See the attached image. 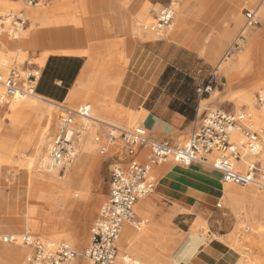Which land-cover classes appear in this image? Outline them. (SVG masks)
I'll return each mask as SVG.
<instances>
[{"label": "crops", "instance_id": "crops-1", "mask_svg": "<svg viewBox=\"0 0 264 264\" xmlns=\"http://www.w3.org/2000/svg\"><path fill=\"white\" fill-rule=\"evenodd\" d=\"M77 1L83 4L85 14L91 11L88 20L95 35L90 41L94 43L93 48L99 49L98 53L90 56L49 55L38 68L36 95L47 102L64 105L79 84L87 82L99 65L105 63L109 67L107 79L117 81L104 84L100 80L91 92L97 102L104 101L108 108L114 106L113 111L104 114L105 117L122 127L138 125L149 139L172 146L180 145V141L184 143L191 134L193 122L206 112L200 113V105L210 102L212 91L199 97L197 89L216 81V66L219 67L226 57L220 59L223 49L229 45L228 52L241 33L254 28L243 32L245 13L255 10L257 17L261 5L258 2L252 10H247L251 0H144L152 6L176 5L178 11H174L172 21L174 28L163 39L137 41L132 49L125 33L133 24L129 9L117 10L120 5L117 0ZM79 15L82 19L83 13ZM242 19L243 24L237 33ZM233 35H236L234 39ZM244 40L242 37L238 45ZM105 43H112L115 48L101 49ZM119 44L121 48L118 49ZM131 50L126 64L117 60ZM109 56L115 59L110 61ZM243 63L244 58L238 66ZM221 81L225 86V79L221 78ZM14 118L20 119V126L31 119L21 114ZM101 126L113 127L106 123ZM16 129L20 133L22 127ZM100 133L104 134L102 129ZM123 150L126 162L121 167L133 158L141 164L146 161V150H138L134 157L126 155L124 146ZM154 167L155 171L152 173L151 169L148 178L153 190L142 199L148 204V212L156 225L167 228V244L162 245L171 250L174 264H237V253L228 245L230 232L222 229L220 209L225 185L221 182V174L209 166L198 163L181 166L172 160ZM218 216L220 220H217ZM165 217H169L166 224L163 223ZM135 222L139 228L133 227L139 231L140 223L136 219ZM199 223L207 226V236L199 229L201 227H197ZM148 234L160 239L155 229H148ZM209 236L212 239H207Z\"/></svg>", "mask_w": 264, "mask_h": 264}, {"label": "rangeland", "instance_id": "rangeland-1", "mask_svg": "<svg viewBox=\"0 0 264 264\" xmlns=\"http://www.w3.org/2000/svg\"><path fill=\"white\" fill-rule=\"evenodd\" d=\"M59 0H51L50 3L47 4H39L36 7H27L21 3H12L6 0H0V4L3 7H0V12H7V11H15V12H22L24 17L26 18L27 25L24 31H28V29H32V36H28L24 38V31L20 34L17 40H12L7 37L3 32L0 31V38H5L8 41L16 42L15 48L9 53L8 49L1 47L0 48V55L4 57H9L8 61L5 64L0 65V75H7L8 70L13 68L15 69L22 81H26V77L28 75H33L35 78L38 76V68H41L36 65H32V63L40 62L44 56L48 54V50L52 47L47 46L48 44L56 45L59 41L54 40L53 36L50 34L52 29H55L57 25L63 23L65 27L67 36L64 37L65 42L77 43L80 44L83 48H89V55L92 53H98L97 49L93 48L94 43L90 41L95 32L92 29V26L88 20L91 17V11H87L88 13L85 14L83 10V4H80L77 0H66L68 3L66 5H59L53 6V3ZM119 2V10L120 8H127L130 9V1L131 0H117ZM259 0H251V4L246 7L247 10H252L257 4ZM5 4V5H4ZM10 4V5H8ZM81 6V8H80ZM164 5L160 6H149V14L148 17L150 18L149 23L147 22H140L138 24L139 30L143 32L142 36L133 38V42L141 40V41H151V40H158L163 39L169 33L173 31L174 24L172 22L171 28L167 29L163 34L160 36H156L155 34L151 33L148 29L142 30L143 26L147 24L153 25L155 24V19L157 13ZM34 8H41L42 15L44 19L48 20L46 27H44L42 21L39 19L30 18L27 15V11L34 9ZM173 11H178V8L172 7ZM264 4H261L257 10V20L258 25L250 30H246L243 33V37L245 38L244 42H239V45L233 49L230 48V54L227 55V45L220 56V59L223 56L227 55L222 62V64L217 67L216 66V81L212 84V98L209 103H201L200 105V113L204 110L207 112H212L214 110H225L230 112H238L235 107L236 102H240V100L244 96H251L253 99V106L257 110L256 117L258 120L255 121V126L253 129H257L261 132V137L263 141V150H264V108L258 106L256 101L257 94L264 93ZM51 13H55L56 15H51ZM83 13L82 19L80 18L79 13ZM132 16V15H131ZM62 20V21H61ZM242 23L237 29V33L239 32ZM149 26V25H147ZM74 34L73 37L69 36L68 34ZM127 34V43L129 46H133L130 42V30L125 31ZM236 33V34H237ZM235 34V33H234ZM236 36V35H235ZM235 36L233 35L232 38ZM87 37V39H86ZM231 38V39H232ZM233 38V39H234ZM232 39V40H233ZM67 40V41H66ZM132 40V39H131ZM117 42H124L123 40L116 39ZM20 42H26L25 44L28 45L27 51H24L22 45H19ZM67 42V43H68ZM231 43V40H230ZM229 43V44H230ZM53 45V46H54ZM104 46H108L105 50H111L115 48V45L112 46L111 43H105ZM117 48H121V45H117ZM5 49V50H4ZM132 50L128 55L130 56ZM9 53V54H8ZM39 55L37 59H33L36 55ZM10 55V56H9ZM123 55L117 57V60L121 61L120 58ZM20 57H24L20 59ZM244 58V63L238 66L239 61ZM108 59L111 61L115 59L112 56H109ZM21 60V61H20ZM219 62V60H218ZM217 62V63H218ZM21 63V64H20ZM107 70L109 67L105 63H101L96 71L103 77V83L105 84H115L117 80H109L107 79ZM37 74V75H36ZM221 78H224L226 81V85L222 84ZM3 90V88L1 87ZM79 89V87H78ZM77 89V90H78ZM4 92V90H3ZM87 89L79 90L80 97L82 96L84 101H77L73 103L66 102L64 105L55 104L52 106L53 109L57 112V121L55 126V131L57 130L59 119L62 116V110L60 106L69 108V109H76L82 105H90L95 106L97 104V98L93 96ZM33 95H36L34 93ZM81 97V98H82ZM6 98V97H5ZM45 101V100H44ZM52 103V102H51ZM48 105V103H45ZM107 108L108 106L105 105ZM112 108H109V111H113ZM241 110L243 112H247V108L245 106H241ZM38 116L35 118H31L28 120L24 125L20 126V119L13 118L11 113L7 110L6 104L3 106L0 105V153L2 157L7 158L9 161L13 158V162L11 160L10 164L12 169H3L2 174L6 179V183L1 187V190H4L3 195L8 196L9 198H15V194L12 191L14 185L20 186L23 184V177L21 172L19 171L17 165L15 167V163L17 164L19 161V157L22 160H27L31 155V150L26 151L22 154H19V146L24 145L28 141V136L30 133L34 132L38 126ZM249 119V118H248ZM257 122H260L258 125ZM78 125L81 123L79 120L77 121ZM106 124L112 125L110 123L104 122ZM113 127L120 129V130H133L138 128V125H133L131 127H122L117 123H113ZM22 127L21 132L18 133L16 128ZM16 129V131H15ZM103 130L104 134L100 133V130ZM93 153L92 158L97 160V166L95 167L92 175L85 177V181L88 186V197L89 200L87 203H78L71 204L69 210V228L68 233L76 234L78 232H84L86 234L85 241L81 244L71 245L70 247L76 252L77 258L75 259V264H88L87 260L83 257L84 251L90 245V230L97 218L98 212L101 206L107 201L108 195L110 192V180H111V172L115 166H121L126 162V157L124 155V150L121 142L119 139L115 140L112 146H109L107 134L110 131L109 127L102 128L101 123L95 126L93 130ZM28 135V136H27ZM118 136V133L115 134ZM263 135V136H262ZM25 139V140H24ZM183 142L180 141L179 144ZM79 145V143H78ZM76 146V149L78 147ZM106 149L107 152L104 155H101L100 150ZM13 150V151H12ZM14 156V157H13ZM15 159V160H14ZM254 160V159H253ZM252 160V161H253ZM167 163H171L168 161ZM262 163V162H261ZM164 165V164H163ZM262 165H264L262 163ZM16 168V169H15ZM18 170L15 172V170ZM156 167L152 168V173L155 171ZM246 170V169H245ZM58 173V172H57ZM61 174V173H58ZM259 182H263L262 178L257 179ZM16 183V184H15ZM7 184V185H6ZM20 184V185H19ZM253 187L257 189L256 186L251 185L248 187H237L241 189H249ZM4 188V189H3ZM259 190V189H258ZM260 191V190H259ZM263 192L264 191H260ZM222 207L220 209V215L222 220V229L223 231H229L230 234L228 236V245L237 253V264H262L264 263V237L259 236L252 230V223L249 222L247 216H242V221L239 225L241 228L235 232V228L237 227V219L235 214L232 212L231 208L222 201ZM75 206V207H74ZM95 210L94 216L89 222V215L92 211ZM246 211H248V206H246ZM73 211V213H72ZM4 212L3 207H0V217L4 218H12V215L2 214ZM248 213V212H247ZM223 214V215H222ZM136 219V218H135ZM137 220V219H136ZM144 219H140L139 221H143ZM217 220H220V216H218ZM138 221V220H137ZM138 221V222H139ZM144 222V221H143ZM147 222V221H146ZM152 225L144 226L141 222L140 223V230L136 232L142 235V240L145 245H142L139 250H136L135 247L129 248L122 253L119 252L118 256L124 255L128 256L133 260L135 257L139 262L142 264H163V260H167L166 264H174L172 260L171 250L168 249L166 246L162 244V237L167 232L166 227L157 226L156 223L151 218ZM244 226V227H243ZM243 228V229H242ZM148 229H155L157 235L160 239H154L152 236L148 234ZM164 229V230H163ZM205 236L208 234V228L206 225L199 228ZM242 229V230H241ZM253 231V232H251ZM6 234L12 235L11 232ZM25 234V233H22ZM234 236V237H233ZM237 236V237H236ZM38 237V236H36ZM152 237V238H151ZM236 237V238H235ZM40 238V237H39ZM216 238H218L216 236ZM44 241L46 239L41 238ZM207 239H212L209 236ZM219 239V238H218ZM236 241H235V240ZM221 240V239H220ZM251 243H250V242ZM49 242V241H47ZM63 242V241H60ZM248 242V243H247ZM6 243V244H5ZM231 243V244H230ZM0 244L4 245H11L5 241V239H0ZM57 244V243H56ZM244 244V245H243ZM250 244L249 247H247ZM252 244V245H251ZM253 246V248L251 247ZM250 248V249H249ZM248 249V250H247ZM133 263V261H132ZM3 264V263H2ZM122 264V263H121Z\"/></svg>", "mask_w": 264, "mask_h": 264}, {"label": "built area", "instance_id": "built-area-1", "mask_svg": "<svg viewBox=\"0 0 264 264\" xmlns=\"http://www.w3.org/2000/svg\"><path fill=\"white\" fill-rule=\"evenodd\" d=\"M18 1L27 7H36L51 0H11ZM264 4V0H259ZM174 11L171 6H163L157 13L155 24L147 28L151 33L160 36L172 25ZM256 11L245 13L243 32L257 25ZM27 20L22 12H0V31L12 40H17L25 30ZM242 34L231 48L238 46ZM230 50L227 55L230 54ZM226 55V56H227ZM36 78L28 75L22 81L19 73L11 68L7 75H0V86L6 98L26 97L35 93ZM215 80L203 84L197 89L199 97L212 91ZM258 106L264 108V96L257 94ZM62 116L58 127L50 138L47 160L41 166V171L59 172L71 163L83 134V120L90 119V106L82 105L72 110L60 106ZM250 116L246 112L214 110L201 114L194 122L189 138L182 144L172 146L167 142H157L148 138L142 128L120 130L109 127L108 142L119 139L126 155L135 156L140 149L146 150V161L141 164L135 158L125 167L115 166L111 172L110 192L107 201L101 206L98 217L90 230V245L84 251L83 257L88 264H115L118 254L117 242L125 223H131L136 229L134 208L136 203L150 194L153 184L149 175L153 166L167 160L175 164L189 166L198 163L209 166L221 174L224 185L248 187L259 178L264 180V165H262L263 141L261 131L253 129L249 124ZM81 123L78 125L77 121ZM118 133V136L115 134ZM237 139L233 138L234 134ZM104 149L100 150L104 154ZM254 158L246 165V170L235 168L234 163L242 159ZM264 189V185L261 186ZM5 241L14 244L19 241L29 250L26 264H75L76 252L64 243H49L39 237L22 234L19 237L8 236ZM124 261V260H123ZM126 258L124 264H130Z\"/></svg>", "mask_w": 264, "mask_h": 264}, {"label": "bare ground", "instance_id": "bare-ground-1", "mask_svg": "<svg viewBox=\"0 0 264 264\" xmlns=\"http://www.w3.org/2000/svg\"><path fill=\"white\" fill-rule=\"evenodd\" d=\"M6 1L8 2L9 0ZM67 3L68 2L66 0H59L54 2L53 6H64ZM129 4V10L133 20V24L130 29L131 38L129 40L133 46V38L140 37L143 34V32L139 30L138 24L140 22L149 23L150 21V18L148 17L150 4L144 0H131ZM1 5L0 7H3ZM172 7L177 8L176 5H173ZM42 12L43 11L41 8H34L27 11V15L34 19L40 18L42 23L44 22V27H46L48 20L44 19ZM147 23L145 26H143L142 30H146L151 26ZM24 33V38L28 36L31 37L33 34L31 28L28 29V31H24ZM50 34L53 36L54 40L59 42L52 46L50 50H48V54L44 56L40 62L32 63V65L42 67L44 60L51 54L89 55L88 47L83 48L81 46L72 45L64 41V37L67 36V33L63 23H60L55 29H52ZM68 35L71 37L74 36V34L70 32ZM25 43L26 42H20L19 45H22L24 51H27L28 43ZM16 44V42H11L7 39L5 40V38H0V48L3 47L8 49L9 53L13 50V48H15ZM111 45L114 46L112 43ZM107 47L108 46H103L101 49L105 50ZM22 58L24 57H20V59ZM128 58L129 55L124 54L120 58V62L126 64ZM8 59L9 57L0 55V65L5 64ZM100 80H103V77L99 73H92L90 79L87 82L80 83L79 89L74 90L71 93L67 102L73 103L77 101H84L85 99H83L82 96L81 98L79 95V90L87 89L92 91L94 87H97L98 81ZM260 95L264 96V93H261ZM45 103H48V105H45ZM4 104H6V108L11 113L13 118L17 114L25 115V117L35 119L36 116H38V126L34 132L30 133L29 136L27 135V143L19 146V154L31 150V155L27 160H22L19 157L18 163H15V167L17 165L19 171L22 174L24 182L22 185L19 184L20 186H13L12 191L15 194V198L12 199L9 198V195H3L4 190H1V187L6 183V179L2 174V170L12 169L10 162L13 158H11L9 161L7 158L2 157L0 153V207H3V215L6 214L8 216H13L12 218L0 217V239H6L8 236L19 237L22 235V233H25L32 237L38 236L40 239H46L51 244L64 243L69 246H77V244L83 243L87 237L84 232H78L76 234H72V232L68 233V228L70 226L69 210L71 204L77 205L78 203H87L89 200L88 186L84 179L85 177L92 175L98 163L96 159L92 158L93 130L95 129V126L100 123L107 122L112 125L113 123H116L107 119L104 115L107 111H109V108L105 106L107 104L103 101L97 102L95 106L89 105L90 119L82 121L85 128L79 141V145L76 149V153L71 163L63 170L61 174H58L59 172L44 173L41 171L42 164L47 160L51 135L55 131L57 112L52 108V106L55 104L44 101L38 95L5 98L4 92L0 86V105L3 106ZM242 105L247 108L246 113L250 116L248 119L250 123L249 125L253 128L255 126V121L258 119L256 117L257 110L253 106L252 97L249 95L244 96L240 102L235 103L236 110L238 111L237 113L243 112L241 110ZM257 123L258 125L260 124V122ZM131 126H133V124H128L126 127ZM233 138L237 139L238 135L235 133ZM113 143L114 142L109 143V146H112ZM104 150L105 154L107 150L105 148ZM253 159L254 158L242 159V161L234 163L235 168L245 171L246 165ZM262 160H264V150L262 154ZM262 163L264 164V161H262ZM17 171L18 170H15V172ZM252 185L256 186L257 189L250 187L249 189L244 190L237 188L238 186L225 185L222 201L231 208L232 212L236 216L238 225L235 228V232L241 228V225H239L242 222L240 221L241 217L247 216L249 219L248 221L252 223V230L259 236L264 237V193L260 192L264 191V189L261 187L264 185V181L258 182L256 180ZM246 206H248V211H246ZM148 210L149 206L145 202V199H141L136 204L134 209L135 218L138 221L140 219H144V222L139 221L144 226L152 225L151 216ZM94 213L95 210L92 209L89 215V222L93 218ZM168 219L169 217H165L163 223L166 224L169 221ZM202 226H204L203 223L197 224V227ZM8 232H11L12 235L6 234ZM166 233L161 240L164 245L167 244ZM141 238L142 235L136 232L131 223H125L122 228L121 236L117 242L118 254L119 252L122 253L123 251L133 247H135L136 250H139L142 245L146 244V242L144 243ZM247 245V247H249L250 244ZM251 247L253 248V246ZM27 254V247L23 246L19 241L8 246L0 244V264H26L25 259ZM118 254L115 264L124 263L126 261V257L124 255L118 256ZM131 261H133V264H142L137 260L136 257ZM162 263L166 264L167 260H163Z\"/></svg>", "mask_w": 264, "mask_h": 264}]
</instances>
